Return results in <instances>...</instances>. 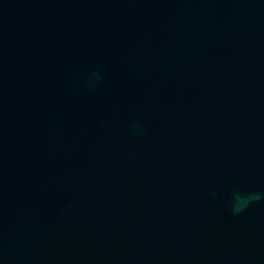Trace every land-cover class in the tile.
<instances>
[{
	"label": "water",
	"instance_id": "obj_1",
	"mask_svg": "<svg viewBox=\"0 0 264 264\" xmlns=\"http://www.w3.org/2000/svg\"><path fill=\"white\" fill-rule=\"evenodd\" d=\"M0 264H264V0H0Z\"/></svg>",
	"mask_w": 264,
	"mask_h": 264
},
{
	"label": "clouds",
	"instance_id": "obj_2",
	"mask_svg": "<svg viewBox=\"0 0 264 264\" xmlns=\"http://www.w3.org/2000/svg\"><path fill=\"white\" fill-rule=\"evenodd\" d=\"M255 198H256V199H258L259 197H258V196H256ZM237 199H241V198H240V197H237Z\"/></svg>",
	"mask_w": 264,
	"mask_h": 264
}]
</instances>
